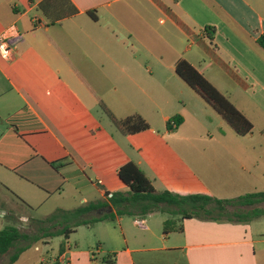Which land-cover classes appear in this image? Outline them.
Returning a JSON list of instances; mask_svg holds the SVG:
<instances>
[{
  "label": "crops",
  "instance_id": "obj_1",
  "mask_svg": "<svg viewBox=\"0 0 264 264\" xmlns=\"http://www.w3.org/2000/svg\"><path fill=\"white\" fill-rule=\"evenodd\" d=\"M43 1L0 0V33L14 25L21 36L12 59L0 56V224L21 229L14 214L58 232L74 221L27 212L70 198L52 216L90 208L80 219L97 221L68 238L96 228L97 249L61 245L56 264H264V216L185 218L169 230L171 216L159 211L110 217V197L128 189L117 174L127 160L158 191L220 199L264 191V0H69L77 11L63 16H47ZM182 60L252 123L249 133L179 76ZM134 114L149 127L117 124ZM33 258L24 264H46Z\"/></svg>",
  "mask_w": 264,
  "mask_h": 264
},
{
  "label": "trees",
  "instance_id": "obj_2",
  "mask_svg": "<svg viewBox=\"0 0 264 264\" xmlns=\"http://www.w3.org/2000/svg\"><path fill=\"white\" fill-rule=\"evenodd\" d=\"M68 4L69 7H68ZM40 8L47 16L57 12V16L76 12L75 6L69 0H44ZM258 43L264 48V32L258 37ZM177 73L181 76L209 105H211L240 135H245L253 129L252 123L235 107V105L220 92L207 78L188 61L182 60L177 64ZM174 123L179 125L182 116L176 115ZM125 131L138 132L149 127L145 119L134 114L117 122ZM176 125V126H177ZM169 129H174L172 121L168 122ZM120 180L128 187L126 191H116L110 197V203L115 212L110 215L115 219L116 215H147L159 211L171 216L165 222V230L178 224L185 218L199 217L215 220H236L249 222L264 216V191L247 193L235 199H220L208 194L182 195L170 190H156L151 179L142 168L134 161L127 160L117 167ZM233 207V209L230 208ZM90 208H79L75 211H65L64 218L68 223L58 232H48L44 227L39 231L27 233L14 224H9L0 230V256L7 254L12 248H16L10 255L6 264H13L21 253L35 243L36 239L56 235H66L74 231L81 224H90L97 221L82 220L80 217ZM61 214H54L48 220L58 218ZM179 228H182L181 226ZM43 233V234H42ZM25 244L17 246L18 243ZM62 247L61 251H63Z\"/></svg>",
  "mask_w": 264,
  "mask_h": 264
},
{
  "label": "rangeland",
  "instance_id": "obj_3",
  "mask_svg": "<svg viewBox=\"0 0 264 264\" xmlns=\"http://www.w3.org/2000/svg\"><path fill=\"white\" fill-rule=\"evenodd\" d=\"M115 130V129H114ZM11 198V197H10ZM12 199V198H11ZM71 199L70 198H59L56 197L54 199H51L47 204H45L44 206L40 207L39 209L35 210V211H31L28 210V214L30 213V216L33 215L35 216L34 218H36L37 220L41 221L42 216L44 215H48L46 217H50L52 216V212L54 211V209L59 206L62 205L63 207H69V205L71 204ZM7 202H3L2 204H0L2 207H6ZM264 205V204H261ZM231 209H233L232 206H230ZM51 214V215H50ZM15 215H11L9 218V222L11 223H15L18 225H21V229L24 231H30V232H37L39 231V227L41 226L40 223L33 221V218H26L27 220L25 221H21V220H15L14 217ZM66 215L61 214V216L59 218H55L56 221H58V223H60V225H65V220H67L66 218H64ZM2 224H0V229H3L6 224H5V220L1 219ZM67 226H69V224H67ZM53 230L55 231V229H47V231ZM98 231L96 228H88L86 226H82L80 227V229L72 234L70 236V238H67L66 235H56L54 237H49L48 240L50 241L49 243L46 242H42V238L41 239H36L37 241L31 246V249H29L28 251H26L25 253H23V261L21 264H24V262H32L34 260L33 256H44L45 259L44 263L46 264H56L54 263L53 260V256L56 257L58 254V249L61 245H71L74 246L73 248H79L81 250H96L97 249V238H98ZM36 243H38V246L40 247L39 251H35V245ZM78 243V247L75 246V244ZM101 254V253H100ZM99 254V255H100ZM8 261V257L2 261H0V264H4ZM38 261V260H37ZM41 261L37 262L38 264ZM59 264H67L65 262H61Z\"/></svg>",
  "mask_w": 264,
  "mask_h": 264
},
{
  "label": "built area",
  "instance_id": "obj_4",
  "mask_svg": "<svg viewBox=\"0 0 264 264\" xmlns=\"http://www.w3.org/2000/svg\"><path fill=\"white\" fill-rule=\"evenodd\" d=\"M21 39V36L14 25L9 26L0 33V56L10 60L14 57L16 43ZM143 220H136L138 225L143 224Z\"/></svg>",
  "mask_w": 264,
  "mask_h": 264
}]
</instances>
